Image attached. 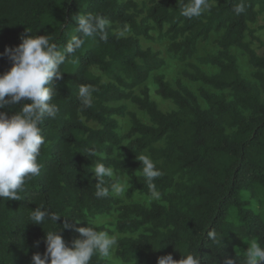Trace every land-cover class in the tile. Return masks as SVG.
I'll return each mask as SVG.
<instances>
[{"label":"trees","instance_id":"trees-1","mask_svg":"<svg viewBox=\"0 0 264 264\" xmlns=\"http://www.w3.org/2000/svg\"><path fill=\"white\" fill-rule=\"evenodd\" d=\"M239 3L245 10L237 15L233 8ZM209 4V11L188 19L180 14L177 0H0V53L31 34L46 35L63 50L80 35L76 15L99 14L110 21L107 39L85 38L61 66L63 78L54 79L52 103L59 111L41 125L45 144L38 157L40 175L26 182L22 199L0 197V264H32L33 254L43 256L46 231L56 225L47 220L43 226L28 223L36 207L69 216L57 221V231L69 246L81 237L63 229L65 219L86 227V221L115 213L113 229L122 236L114 254L124 264H157L158 257L169 253L179 260L189 251L197 252L202 264H224L226 257L243 264L250 243L264 246V43L257 54L245 42L249 24L264 13V0ZM153 30L180 62L192 57L199 41L219 34L216 52L201 59L216 71L205 73L190 65L192 72L184 74L212 90L199 88L202 104L186 86L176 82L173 87L161 74L152 77L155 93L174 109L163 112L150 99L144 83L164 60L159 52L142 48L140 39H150ZM232 48L248 56L254 81L242 77ZM10 67L8 58L0 57V74ZM82 84L96 89L91 108L81 104ZM120 101L136 105L145 121L114 105ZM29 102L0 111L11 116ZM125 116L129 128L121 134L116 118ZM89 150L104 159L88 157ZM136 155H149L161 171L154 181L161 200L146 205L132 201L136 194H149ZM97 162L132 177L126 201L111 194L95 196L97 181L88 168ZM98 230L111 232L104 226ZM211 230L217 242L207 236ZM162 243L166 246L156 250ZM92 264L109 263L94 256Z\"/></svg>","mask_w":264,"mask_h":264},{"label":"clouds","instance_id":"clouds-1","mask_svg":"<svg viewBox=\"0 0 264 264\" xmlns=\"http://www.w3.org/2000/svg\"><path fill=\"white\" fill-rule=\"evenodd\" d=\"M177 3L180 4V14L188 19L200 17L210 10L209 0H187L186 3L184 0H177ZM244 10L243 3L233 8L237 15ZM73 20L78 24L76 30L80 35L73 36L63 50L54 42H50L48 36L31 34L22 35V42L18 46H6L4 52L0 53V57H7L11 62L10 69L0 74V109L20 104L22 100L30 101L24 103L19 111L11 116L5 111H0V197L5 201L22 199L20 193L24 190L26 182L40 175L41 165L38 163V157L45 144L41 125L46 118L54 119L59 111L52 100L56 94L54 79L63 78L61 66L68 57L82 48L85 38L99 35L101 39H107L110 21L102 15L80 14L74 16ZM124 31H127L126 26L118 35L123 36ZM26 32L30 33L27 30ZM95 91L91 85L79 86L78 95L84 108L92 107ZM98 155L100 159H104L103 155L95 150H89L87 154L88 157ZM136 160L140 162V175L149 189L148 199L161 200L162 194L154 183L155 179L161 176V171L149 155H136ZM88 169L97 181L95 183L97 198H106L110 194L123 196L132 187L128 174L119 176L112 166L105 163L97 162ZM106 182H109L108 186ZM61 217L69 216H62L42 207H36L31 211L28 223L43 226L47 220L56 225L52 230L46 231V250L43 256L39 253L33 254L32 264H92L94 256L111 264L114 250L118 246V238L107 231L98 230L101 220L86 221V227H76L80 221L77 220L76 224H73L65 219L63 229L74 230L81 237L72 240L69 246L57 231V221ZM207 236L211 242H217L215 230L208 231ZM38 244L39 242L37 246ZM165 246L166 244L162 243L156 250ZM157 264L202 262L197 252L189 251L179 260H174L171 253L160 256L157 258ZM224 264H234V261L226 257ZM243 264H264V246L258 242L250 243L245 251Z\"/></svg>","mask_w":264,"mask_h":264},{"label":"rangeland","instance_id":"rangeland-1","mask_svg":"<svg viewBox=\"0 0 264 264\" xmlns=\"http://www.w3.org/2000/svg\"><path fill=\"white\" fill-rule=\"evenodd\" d=\"M135 1L140 2V0ZM249 31L251 32V34L248 33L246 35L245 42H247L250 48L253 49L257 54H260L263 50L260 47V43H264V13L259 14L253 24H249ZM149 35L150 39H140L142 48H150L153 51L159 52L160 57L164 60L163 67H161L158 71L151 73L148 80L144 83V85L149 90L150 99L154 101L157 104L158 109L163 112H167L174 109V105L171 101L162 100L155 93V85L153 83L152 77L155 74H161L163 75L164 79L168 81L173 87H175L176 82H180L182 85L186 86L198 97L199 102L202 104V100L198 96L199 88L203 87L205 90H212H210L207 86H202L199 83H194L188 80L184 74L186 72H192L190 65L195 66L196 68L200 69L205 73H214L216 71L214 67L203 64L201 62V59L207 54H214L216 52L217 48L214 44V40L218 38L219 34L211 33L206 40L199 41L197 44L196 52L186 62H180L176 57H174L167 51L166 47L168 42L165 38L160 37V34L157 30L151 31ZM230 53L236 57V64L242 77L249 81H254V79L252 78L253 69L248 62V56L241 49L238 48L230 49ZM91 70L94 74L103 77L102 73L98 69L93 67L91 68ZM114 105L125 106L127 112H132L136 115L137 118L145 121L143 113L139 111V109L133 103L129 101H120L114 103ZM116 119L120 127L119 133H125L129 128V118L125 116ZM131 178L132 177H130V179ZM124 195L119 196L118 198L122 199L123 201H126ZM132 201L139 202L145 205L151 202L148 199V196L138 194L133 196ZM95 219H99L102 221L99 226H104L107 230H110L111 232H109V234L116 235L117 238L122 236L117 232H114L113 229L115 213L111 212L109 214L97 216L92 219V221ZM111 264L124 263H122L118 258H116L115 254L113 253V260L111 261Z\"/></svg>","mask_w":264,"mask_h":264}]
</instances>
